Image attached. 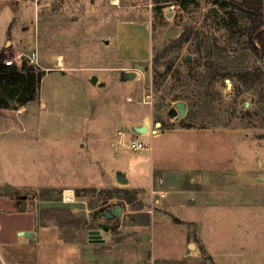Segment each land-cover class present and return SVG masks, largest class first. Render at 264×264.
<instances>
[{
  "label": "rangeland",
  "instance_id": "1",
  "mask_svg": "<svg viewBox=\"0 0 264 264\" xmlns=\"http://www.w3.org/2000/svg\"><path fill=\"white\" fill-rule=\"evenodd\" d=\"M181 1L156 13L151 0H0V51L18 64L35 51L46 72L36 104L0 110V204L21 214L12 225L34 220L37 264H264V82L240 79L264 65L244 13ZM122 22L148 30L120 46ZM188 78L206 93L197 104L172 100L194 93ZM142 124L151 150L128 149L119 133ZM154 146L204 172L215 199L165 206ZM65 189L76 203L63 204ZM92 230L102 241L88 240Z\"/></svg>",
  "mask_w": 264,
  "mask_h": 264
},
{
  "label": "crops",
  "instance_id": "2",
  "mask_svg": "<svg viewBox=\"0 0 264 264\" xmlns=\"http://www.w3.org/2000/svg\"><path fill=\"white\" fill-rule=\"evenodd\" d=\"M144 27L147 29L146 25H137L133 24V22L120 23L118 25L119 45H127L130 40V35L132 33H143L142 28ZM14 51L16 52L15 49ZM159 147L160 146H154L156 152L152 156V165L153 169L159 171L162 177V183L157 187V189L165 193L164 199L162 198L165 206H180L182 203L187 205L188 202H191L192 204H207L215 199V192L211 190L214 188L206 181L208 176L204 172L202 173L203 175L191 173V168L185 167L186 165L181 164L177 160L178 154H171L170 151L162 154ZM162 158L165 160H163ZM144 159H146L145 156ZM185 159L189 158L186 156ZM142 164L143 163L136 164V167L142 166ZM188 178L190 180L189 183H187L186 181ZM193 187H199L200 190H190ZM201 188H204V191H201ZM230 199V197L226 198V200ZM156 202H160V200H156ZM73 203L63 204L71 205ZM19 215L21 214L8 212V210H6L5 208V205L0 204V264H37L36 256H38V254L33 247L34 245L31 244V241L34 240L35 236V233L32 232L31 229L34 220L31 219L30 222L25 224H22L21 222L16 225L8 223V221L12 220L10 218H17L19 217ZM20 232H31L32 235L29 237H25L24 235H20Z\"/></svg>",
  "mask_w": 264,
  "mask_h": 264
},
{
  "label": "trees",
  "instance_id": "3",
  "mask_svg": "<svg viewBox=\"0 0 264 264\" xmlns=\"http://www.w3.org/2000/svg\"><path fill=\"white\" fill-rule=\"evenodd\" d=\"M220 2L222 0H214ZM228 3L233 9L238 10L245 14L250 21L249 35H248V48L256 54L263 62L264 65V12H263V0H223ZM153 9L157 12L169 4L176 3L181 6V0H151ZM15 53L11 50L0 51V110L7 109L11 102H15L20 106H28L30 104H36L39 101L40 95V82L43 76L46 74L45 70L34 66L28 62L27 58L21 59L19 64L14 62L12 65H5V61L9 59H15ZM50 72V71H49ZM165 76V73H157V77ZM160 77V78H161ZM263 78L264 73L259 68L253 71H246L240 74V79L247 83L258 82ZM213 79V78H212ZM214 80V79H213ZM161 83L158 85L157 90L159 91ZM185 86L190 88L188 95H180V93H174L172 100L179 99L180 97L186 96L189 98H195L197 101H202V97H206V93H197L200 91L201 85H191L190 79L188 78L184 83ZM174 92L173 87L165 88L163 93L171 94ZM167 96V95H166ZM159 121V120H158ZM186 123L185 118L180 121ZM160 124H162L159 121ZM185 128H191L186 123ZM118 192H124V189H115Z\"/></svg>",
  "mask_w": 264,
  "mask_h": 264
},
{
  "label": "built area",
  "instance_id": "4",
  "mask_svg": "<svg viewBox=\"0 0 264 264\" xmlns=\"http://www.w3.org/2000/svg\"><path fill=\"white\" fill-rule=\"evenodd\" d=\"M175 5H170L169 8L173 9ZM16 59H20V56L18 55ZM28 62L33 64L34 66H37V53L34 51L31 53V55L27 58ZM15 62V59H9L5 61V65L10 66ZM41 69V68H40ZM150 98L149 94H146L145 99ZM135 133V134H134ZM151 130L148 128V132L144 134H139L134 132L133 130H129L127 132H120L119 133V141H125V147H127L130 150L133 151H145V150H151V146L147 145L144 141H142L139 137H148L150 136ZM155 135V134H154ZM155 137V136H153ZM120 143V142H119ZM122 145V144H121ZM162 183V179H158L157 187L160 186ZM158 194L161 198L165 197V193L159 189H157ZM156 191V192H157ZM72 194L67 195L66 189L62 191L61 194V200L63 203H73L75 202V193L73 190H71ZM146 264H153L152 262H148Z\"/></svg>",
  "mask_w": 264,
  "mask_h": 264
},
{
  "label": "water",
  "instance_id": "5",
  "mask_svg": "<svg viewBox=\"0 0 264 264\" xmlns=\"http://www.w3.org/2000/svg\"><path fill=\"white\" fill-rule=\"evenodd\" d=\"M7 44H8V42H7ZM187 58V57H186ZM137 67V69L138 70H140V71H145V70H147V67H142V66H136ZM125 77L127 78V79H135L136 78V73H135V71H128V72H126L125 73ZM91 80L93 81V82H95L96 81V77H92L91 78ZM176 113V111H174V110H170L169 111V115H172V114H175ZM179 115H180V113H179ZM183 115H184V107H183ZM183 115H181V116H183ZM155 126L156 127H159L160 126V123H156L155 124ZM132 129H134L135 130V132L136 133H139V134H143V133H147L148 132V126L147 125H145V124H142L141 126H139V127H137V128H132ZM116 180H117V182H119V183H121V184H126L127 183V179L124 177V176H121V175H118L117 176V178H116ZM25 208H26V205H25V202L23 201L22 203H21V210L22 211H25ZM113 215H116V216H120L121 215V209L119 208V207H115L114 208V210H112L111 211V214H109V213H105V216H106V218L107 219H110ZM102 229L104 230V231H107L108 230V228H106L105 226H103L102 227ZM20 235H24L25 237H29V236H31L32 235V233L31 232H24V233H22V232H20L19 233ZM88 240L90 241V242H98V241H102L101 239H100V232L98 231V230H95V231H89L88 232Z\"/></svg>",
  "mask_w": 264,
  "mask_h": 264
},
{
  "label": "bare ground",
  "instance_id": "6",
  "mask_svg": "<svg viewBox=\"0 0 264 264\" xmlns=\"http://www.w3.org/2000/svg\"><path fill=\"white\" fill-rule=\"evenodd\" d=\"M59 65H62V62L61 61L59 62ZM179 113H180V115H183V107L180 108ZM66 194L67 195H71L72 194L71 189H67L66 190Z\"/></svg>",
  "mask_w": 264,
  "mask_h": 264
},
{
  "label": "flooded vegetation",
  "instance_id": "7",
  "mask_svg": "<svg viewBox=\"0 0 264 264\" xmlns=\"http://www.w3.org/2000/svg\"><path fill=\"white\" fill-rule=\"evenodd\" d=\"M112 210H114V209H111V211H112ZM105 213L107 214V212H104V215H105ZM101 227H103V225H102Z\"/></svg>",
  "mask_w": 264,
  "mask_h": 264
}]
</instances>
